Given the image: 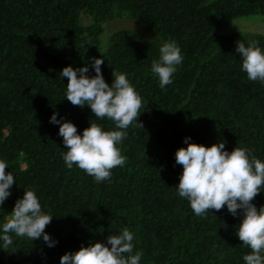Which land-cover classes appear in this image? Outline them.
Listing matches in <instances>:
<instances>
[{
  "label": "trees",
  "instance_id": "trees-1",
  "mask_svg": "<svg viewBox=\"0 0 264 264\" xmlns=\"http://www.w3.org/2000/svg\"><path fill=\"white\" fill-rule=\"evenodd\" d=\"M255 15L264 16V0H0V159L16 181L0 208V234L15 202L34 190L53 216L45 231L56 242L49 247L42 237L11 234L10 248H0V264H60L64 254L106 244L125 227L135 235L134 253L143 252L140 264H245L250 249L236 234L242 210L236 217L226 206L196 216L178 195L183 169L175 152L187 147L185 138L204 146L213 140L229 152L249 148L264 161V84L247 79L236 52L238 41H258L264 49V35L217 33L226 22ZM114 17L155 34L145 39L116 31L104 48L103 26ZM170 39L184 59L173 83L161 89L151 64ZM94 58L104 59L110 86L111 71L127 74L144 103L143 128L131 126L120 146L127 164L103 183L66 167L60 125L50 123L57 113L80 135L91 122L118 130L65 97L63 68L88 66L92 77ZM253 204L264 206V191Z\"/></svg>",
  "mask_w": 264,
  "mask_h": 264
},
{
  "label": "clouds",
  "instance_id": "clouds-1",
  "mask_svg": "<svg viewBox=\"0 0 264 264\" xmlns=\"http://www.w3.org/2000/svg\"><path fill=\"white\" fill-rule=\"evenodd\" d=\"M89 45H92L89 41ZM236 52L242 58L241 70L249 81L264 84V49L258 41H249L248 46L238 41ZM159 59L153 60L151 72L158 77L159 87L164 89L173 83V76L183 62L181 48L175 40L165 41L159 49ZM103 58H94L92 68L95 76L89 77V67H64L61 77L67 78L66 99L73 105L89 106L97 120H110L118 130H104L96 123L78 133L77 126L69 121L61 122L53 113L50 123L59 124V135L66 147L63 160L68 169L75 165L96 183L111 182L113 169L123 168L128 158L122 153L121 145L128 137L131 126L142 127L139 117L144 107L143 98L130 83L127 74L113 71L111 86L105 81L101 65ZM175 152V162L182 166L178 183V195L186 199L194 214L206 218L208 212H219L227 207L234 217L242 210L243 219L237 236L250 252L243 256L245 264H264V206L259 209L253 204L255 197L264 191V161L258 159L251 149L236 147L225 150V143L210 147L189 143ZM8 162L0 159V206L11 195L10 189L16 182ZM53 216L42 210L34 190H25L23 198L15 202L14 209L2 224L0 240L8 250L13 236L38 240L41 237L49 247L56 243L46 227ZM135 235L125 227L119 234L110 235L107 243L96 242L88 247L60 258V264H140L143 252L135 251ZM110 245V247L108 246ZM134 253V254H133Z\"/></svg>",
  "mask_w": 264,
  "mask_h": 264
},
{
  "label": "rangeland",
  "instance_id": "rangeland-1",
  "mask_svg": "<svg viewBox=\"0 0 264 264\" xmlns=\"http://www.w3.org/2000/svg\"><path fill=\"white\" fill-rule=\"evenodd\" d=\"M83 18V17H82ZM83 21V20H82ZM84 21L86 23H90V20L85 18ZM105 31L102 34V41L103 47L104 42L107 43L109 36L111 33L120 31V30H128L133 33L141 35L145 39H149L151 36H154V30L149 27L141 24L132 19L128 18H118L114 17L105 24ZM217 33L221 35H228V34H261L264 35V16H249V17H242L238 19L231 20L222 24L218 29ZM105 48V47H104ZM111 75L113 71L110 72ZM113 77V75H112ZM212 144H215L213 140H209L206 143V147H210ZM3 208V205L0 206Z\"/></svg>",
  "mask_w": 264,
  "mask_h": 264
},
{
  "label": "water",
  "instance_id": "water-1",
  "mask_svg": "<svg viewBox=\"0 0 264 264\" xmlns=\"http://www.w3.org/2000/svg\"><path fill=\"white\" fill-rule=\"evenodd\" d=\"M103 28H105V25L103 26ZM106 46V42H104V47Z\"/></svg>",
  "mask_w": 264,
  "mask_h": 264
}]
</instances>
